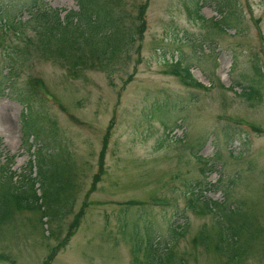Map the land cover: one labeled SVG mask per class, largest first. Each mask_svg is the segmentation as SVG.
Returning a JSON list of instances; mask_svg holds the SVG:
<instances>
[{
	"label": "rangeland",
	"instance_id": "rangeland-1",
	"mask_svg": "<svg viewBox=\"0 0 264 264\" xmlns=\"http://www.w3.org/2000/svg\"><path fill=\"white\" fill-rule=\"evenodd\" d=\"M117 1L100 3L123 52L75 77L42 56L31 19L78 11L77 0H0V163L27 188L38 172L45 195L54 175L63 208L3 225L0 264H45L55 251L51 264H264V0H233L226 19L219 0ZM186 67L204 88L175 75ZM197 184L221 203L206 215L188 207ZM232 208L250 217L237 218L250 225L238 263L214 250ZM201 232L211 247L195 243Z\"/></svg>",
	"mask_w": 264,
	"mask_h": 264
},
{
	"label": "trees",
	"instance_id": "trees-1",
	"mask_svg": "<svg viewBox=\"0 0 264 264\" xmlns=\"http://www.w3.org/2000/svg\"><path fill=\"white\" fill-rule=\"evenodd\" d=\"M100 1L77 0L79 10L69 11L64 16V12L61 9L50 8L37 9L32 14L31 20L41 24L42 27V31H39L37 37L42 56L47 59L53 55V57L65 61L69 64L70 73L75 77H78L77 73L82 69L100 68L106 70L114 62L113 60L117 59L123 52L124 32L120 25H118V20L116 21V18L113 17L112 10L108 9L109 6L106 3H100ZM119 1H117L116 6H120ZM219 5V10L223 14L224 19L228 17V14H232L234 9L233 0H219ZM202 9L203 5L198 3L194 10V15L198 19L206 21L204 16L200 14ZM146 10L147 5L141 7L139 16L140 21H142V26L141 28L139 27L140 35L145 31L143 15ZM102 15H105L107 18L101 19ZM9 25L12 27L16 26L14 21H9ZM174 73L177 76L183 75L186 83L190 86L197 88L205 87L193 77L189 67L184 68V74L180 72ZM1 147L2 144L0 142V157L3 154ZM101 156L99 175L93 181V190L103 173L104 152ZM13 158L11 156V161ZM45 161L48 160L45 159ZM35 167L39 170L37 165ZM38 177H40L38 172L34 178L29 176L27 181H31V184L27 188L18 179L16 180L15 173L11 171V167H8L7 173H4L3 164L0 163V229L3 225L12 221L17 214L23 212H40L42 219L46 218L47 220L61 216L63 208L60 207L61 197L58 190L54 188V175L50 177V190L47 192V195L42 191V185ZM36 185L39 186L38 189L35 188ZM215 185H211V187ZM38 192H41V195ZM202 192L201 185L197 184L196 189H192L189 193L192 197L188 200V207L192 208L198 215H206L207 209L215 210V207L221 204L215 201L212 202ZM202 205L205 206L202 207ZM83 213L82 211L78 215L76 222L72 224L73 226L69 229V234L63 243L67 244L74 235ZM240 216L244 221L250 219L248 215L242 214L236 208H232L225 213L224 219L229 222V225L226 228L219 229V234H217L218 242L216 245L214 244V250L220 255L230 253L229 258L234 263L246 259V246L241 245V236L243 233H250V225L248 223L238 222L237 218ZM194 241L207 247H211L212 243V239L208 236L207 232H201ZM135 252L138 253L139 251ZM55 254L50 255L45 264H51ZM2 259L7 260L6 257Z\"/></svg>",
	"mask_w": 264,
	"mask_h": 264
}]
</instances>
